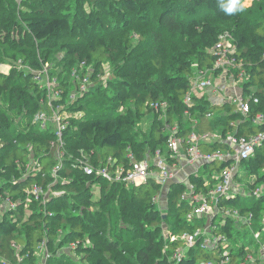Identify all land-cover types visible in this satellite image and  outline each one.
Returning a JSON list of instances; mask_svg holds the SVG:
<instances>
[{
  "label": "trees",
  "instance_id": "1",
  "mask_svg": "<svg viewBox=\"0 0 264 264\" xmlns=\"http://www.w3.org/2000/svg\"><path fill=\"white\" fill-rule=\"evenodd\" d=\"M221 3L0 0V65H10L0 71V201L7 197L14 204L0 206V264H220L225 251L228 264H241L248 253L256 258L248 264H264L253 236L259 232L264 240V140L240 161L233 179L237 192L218 202L222 209H237L249 224L229 216L208 218L214 237L223 241L205 249L198 240L178 261L173 253L185 246L179 236L208 222L186 218L192 209V200L183 198L187 183L171 181L162 207L163 185L155 178L135 186L86 175L76 163L84 157L94 166L105 165L112 158L126 170L129 152L140 161L158 149L171 164L167 141L172 132L185 147L192 133L250 136L264 130L256 120L264 115V0L232 14ZM225 31L232 35L230 56L245 72L240 88L246 114L231 101L212 103L207 93L192 92L185 101L192 78L213 67L212 48ZM81 62L92 68L91 85L72 99L76 82L70 71ZM46 63L60 84L55 104L71 114L59 160L54 133L40 130L32 119L48 108L45 89L33 79ZM105 68L112 78L104 86ZM161 102L164 108L151 105ZM147 116V128L140 131ZM227 148L220 139L198 145L204 153ZM32 161L35 166L26 173ZM229 162L202 164L200 174L189 178L194 193L212 188L213 172ZM33 184L49 185L55 193L43 203L34 200L28 195ZM246 236L255 245H247Z\"/></svg>",
  "mask_w": 264,
  "mask_h": 264
},
{
  "label": "built area",
  "instance_id": "2",
  "mask_svg": "<svg viewBox=\"0 0 264 264\" xmlns=\"http://www.w3.org/2000/svg\"><path fill=\"white\" fill-rule=\"evenodd\" d=\"M223 39L224 37L220 36L219 40L212 48L213 53H215L217 56L213 67L198 71L197 74L192 78L191 90L185 96V101H190V96L194 88H196L198 91L209 90L210 93H207L209 94L207 99L212 103H220L224 100L231 101L237 106V109L240 113L246 114L249 107L248 103L242 99L241 92L230 94L225 92L226 87H228L226 86V80L220 81V79L212 76V73L215 70H219L217 76L221 74L225 65L232 66V68L235 70L240 69V71L236 73L232 71L235 76L234 80L236 82L241 83L245 74L244 69L239 68L236 60L230 56V54L233 52L232 44L226 45ZM45 65L46 66H43L40 71L34 72L33 79L40 82V86L45 89L48 108L47 110H40L34 113L32 119L40 130L50 129L54 133V143L56 147L55 154L59 160L64 155L63 134L67 127L68 116L71 114L63 108L64 106L62 104H55V100L61 97L59 80L56 76L50 75L47 63ZM1 66L3 65H0V71H2ZM4 66L7 67L6 71L10 67V65ZM16 66L19 68L22 67L20 62H18ZM91 72L92 68L89 65H86L84 62H81L79 65L71 69L70 76L76 82V86L74 88L75 91L71 94L72 99H76L79 94H82L88 90L89 86L91 85ZM211 95H213L214 98H211ZM253 101L257 102L258 99L255 97L253 98ZM158 104L161 106V108L166 106V102L152 103L151 105L152 107L157 108ZM207 116H210V113H207ZM256 120L264 123V115H257ZM218 139L224 141L228 145L226 150H214L211 153H204L198 149L199 143L212 142ZM263 140L264 130L250 136L227 134L225 137H220L218 134L212 135L211 133H203L200 135L192 133L189 137L188 145L182 147L181 141L176 138L174 136V132H172L167 141V149H169L170 157L175 161L171 164L158 149L155 151L153 157H147L140 161L134 160L132 153L129 152L127 158L129 159L130 166L126 170H123L120 166H118L115 160L112 158H108L105 165L94 166L93 164L87 162L84 157L77 158L76 163L80 170L86 175L103 177L111 181H125L138 186L145 183L148 177L155 178L156 181L162 185L170 184L171 181L175 180V169H177V162L181 155L186 157L188 163L196 164L197 168L194 173H197L202 164L211 162L215 159L230 161L229 165L224 167L218 174L213 176V179H216L217 182L207 192L196 194L193 191L194 189L192 184L188 186V190L183 195V198L188 197L192 200V209L189 211V213H187L186 218L192 220L196 217H203L208 221V218L210 217L213 218L216 215H221L223 218L229 216L235 219L236 222L245 221L249 224L248 219L242 217L237 209H222L218 206V202L221 196L229 197L232 196L234 192H237L238 187L234 185L233 179L238 171L239 163L242 159L252 156L256 146H258ZM60 164L61 163L57 164L52 169L54 173L60 167ZM33 165V161L27 165L26 173L32 169ZM154 167L156 169H154ZM53 193L55 192L50 190L49 185L47 188H43L39 184H33L30 190H28V195L30 197H32L34 200H39L42 203L49 198L50 194ZM254 194L259 196V190H255ZM28 200L31 201L32 199L29 198ZM1 202L5 206H14L11 200L7 197L3 198ZM213 228H215L214 225L208 221L203 226L195 228L191 232H185L180 235L179 238L184 241L185 246L175 250L173 253V258L177 261L180 260L186 248L193 246L198 240H200V246L202 248H215L217 246V242L223 241V239L221 236L214 237V233L212 231ZM175 238L176 237L171 236V240ZM254 238L256 242H259L260 244V255L264 259V240L260 239L259 232L254 233ZM254 259L255 258L253 255L248 253L241 264H248L254 261ZM229 260V254L227 251H225L220 260V264H228ZM204 264H213V262L207 261Z\"/></svg>",
  "mask_w": 264,
  "mask_h": 264
},
{
  "label": "rangeland",
  "instance_id": "3",
  "mask_svg": "<svg viewBox=\"0 0 264 264\" xmlns=\"http://www.w3.org/2000/svg\"><path fill=\"white\" fill-rule=\"evenodd\" d=\"M253 3V0H242V5H243V7H249V6H251V4ZM220 36H222V37H224V41H225V43H226V45H228V44H232V35H231V33H229L228 31H225V32H223V33H221L220 34ZM219 36V37H220ZM60 54V53H59ZM48 65V64H47ZM44 66H46V65H44ZM48 67H49V65H48ZM6 69H7V67L6 66H4V64H3V66H1V70H2V72H5L6 71ZM232 66H229V65H225L224 67H223V71H222V73L221 74H219L218 76L216 75L215 77L216 78H218V79H220V81H225L226 80V82H227V84H228V87H229V85H233L234 86V88L237 90V91H239V92H241L242 90H241V85H240V82H236L234 79H235V76H234V74L232 73ZM105 74L103 75V76H101V77H103V81H102V83L104 84V86L106 85V80L107 79H111L112 78V75H111V71L110 70H108V69H106L105 68ZM51 75V74H50ZM197 89L196 88H194L193 89V92H195V93H199V92H202V93H207L206 91H202V90H200V91H196ZM92 97H89V98H87V99H91ZM149 121H150V117L149 116H147V117H145V119H143L142 120V122H140V126H141V129H140V131H144L146 128H147V125H148V123H149ZM186 161H187V159L186 158H184V157H182V156H180L179 157V160H178V164H179V167H180V169H181V171L183 172V170L186 168ZM179 169V168H178ZM213 175H216V172L214 171L213 172ZM183 177H186V175L185 174H183ZM168 186H169V184H167V185H163L162 187H161V191H160V193H159V197H158V199H159V201L162 199V200H165V192H166V189L168 188ZM239 186H241V185H239ZM168 190V189H167ZM161 205V204H160ZM0 206L1 207H4L5 205L0 201ZM162 207H163V205H161ZM1 207H0V209H1ZM164 227V234L165 235H168V233H167V227L164 225L163 226ZM254 236V235H253ZM169 239H171V238H169ZM245 242H246V244L247 245H250V246H253V245H255V241L253 242V243H250L249 242V240H250V238L249 237H245L244 239H243ZM253 244V245H252ZM257 246L258 247H256V254H258V257L260 258V261L261 262H263L264 261V259L262 258V256L260 255V251H259V247H260V244H259V242H257ZM63 249H64V251H69L68 250V248L67 247H63ZM252 255H255L254 253H251ZM40 256H42V255H40ZM254 257V256H253ZM256 259V258H255ZM254 259V260H255Z\"/></svg>",
  "mask_w": 264,
  "mask_h": 264
},
{
  "label": "crops",
  "instance_id": "4",
  "mask_svg": "<svg viewBox=\"0 0 264 264\" xmlns=\"http://www.w3.org/2000/svg\"><path fill=\"white\" fill-rule=\"evenodd\" d=\"M226 86H228V84ZM206 92L207 93H210L209 90H207ZM225 92H227V93L230 94V93H237L239 91H236V89L234 88L233 85H229V87H226V91ZM208 95L209 94H207V97H208ZM211 98H214V96L211 95ZM181 156L184 157V158H186L184 155H181ZM196 168H197L196 167V164H190V163H188V161H186V168L182 172L181 169H180V167H179V164L177 162V169H175L176 170V175H175V178H174L175 180H173L172 182H174V181H181V182L187 183V185L189 186L190 185L189 178L191 177V175H194V174L195 175H199L200 174V170H198L197 173H194V171L196 170ZM183 174H185L186 177H183ZM234 185H235V183H234ZM165 201H166V199L165 200H162L161 199L159 201V205L160 204L161 205H164L165 204Z\"/></svg>",
  "mask_w": 264,
  "mask_h": 264
},
{
  "label": "clouds",
  "instance_id": "5",
  "mask_svg": "<svg viewBox=\"0 0 264 264\" xmlns=\"http://www.w3.org/2000/svg\"><path fill=\"white\" fill-rule=\"evenodd\" d=\"M221 8L227 14L243 11V5L240 4V0H222Z\"/></svg>",
  "mask_w": 264,
  "mask_h": 264
}]
</instances>
